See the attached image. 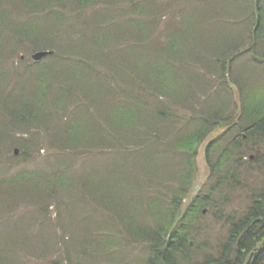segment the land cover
<instances>
[{"label": "trees", "instance_id": "obj_1", "mask_svg": "<svg viewBox=\"0 0 264 264\" xmlns=\"http://www.w3.org/2000/svg\"><path fill=\"white\" fill-rule=\"evenodd\" d=\"M112 2H117L113 8ZM181 3V0H0V60L6 43L12 48L26 43L32 50H52L47 57H57L59 65L54 72L48 66L31 62L33 67L21 70L17 76L20 81L26 76L33 77L32 93L13 88L8 92L5 84L0 85V147L7 143L18 146L20 157L25 160V138L13 134L39 130L52 137L49 145L53 150L68 155L58 156L57 164L67 163L70 155L89 157L103 154L105 149L126 156L150 147V154L148 151L147 155L141 154L149 162L144 166L147 170L153 165L150 161L155 154L162 161L177 158L175 172L164 193L156 191L159 187L145 168L138 178L124 172L120 178H113L111 189L89 174L76 188L70 166L50 172L17 171L7 183L0 181L7 203L23 199L36 212H45L48 203L55 207L58 214L52 230L63 236L58 247L63 254L52 258L50 264H126L134 242L147 247L144 260H136L137 264H264V71L251 86L238 75L231 80L223 79L228 73V62L239 57L243 60V54H247L256 69L264 67V0H242L232 6L233 12L222 11L221 18L215 21L221 34L217 39L221 50L208 57L206 64L210 69L206 66V70L218 68L217 81L229 82L237 97L210 99L197 111L195 106L206 97L209 87L205 83L209 81L203 82L199 76L198 81L205 89L196 98L194 92L175 90L176 80L170 73L180 63L178 58H171L172 53L188 38L179 36L185 22L180 21L182 25L166 32L169 38L166 44L160 40L156 51L159 48L158 52L165 56L163 64L156 59L151 61L153 56L147 58L149 46L145 45L156 41L153 40L160 10L166 13L167 9H173L177 13L175 9H180ZM12 6L24 10L14 19L31 20L18 25L8 20L7 10ZM174 11L171 18L180 17ZM113 12L117 13L113 16ZM127 12L130 13L127 23H117L115 16ZM136 16L141 19L135 20ZM39 23H44L41 30ZM123 50L129 52L131 65L109 59ZM100 67L104 75L98 73ZM92 77L97 82L102 80V84L106 82L105 96L113 109L104 116L105 121H92L88 116L80 121L69 120L57 130L53 124L58 118L55 115L60 112L66 115L68 109H78L75 107L85 106L86 110L89 107ZM50 92L53 98L49 101ZM163 97L175 108L162 105ZM178 103L186 105L177 108ZM210 104L214 107L208 108ZM185 108L189 109V115L184 113ZM162 127L166 129L164 134ZM220 130L217 138L207 144L208 158L210 153H216L209 159L210 184L182 210V200L196 175L198 146ZM27 142L37 143L31 139H26ZM13 164L17 166L18 161ZM25 183L43 185L40 200L20 194L18 188ZM232 197L243 199L239 204L244 206L226 212ZM11 204H6V209ZM205 204L219 209L213 216L220 227L213 243L207 244L205 240L198 244L197 249L204 252L197 259L191 248L203 231L199 221L204 216ZM96 216L106 223L100 225ZM15 221L9 211L0 212V264H27V259L36 264L35 246L33 249L26 244L30 242L29 229ZM34 222L31 220L29 225ZM6 228H10L8 236L4 235ZM116 230L123 234L122 242ZM40 242L48 247L43 240Z\"/></svg>", "mask_w": 264, "mask_h": 264}, {"label": "rangeland", "instance_id": "obj_2", "mask_svg": "<svg viewBox=\"0 0 264 264\" xmlns=\"http://www.w3.org/2000/svg\"><path fill=\"white\" fill-rule=\"evenodd\" d=\"M117 1V0H116ZM182 3L179 7H177L175 10H177V13L171 9L170 11L167 9L166 13H164V10H160L158 13L157 22H156V30H155V36L156 38L153 40L155 42H149L146 43V47L149 46V52L148 57L153 56L151 61L153 59H156L157 62L163 64L164 59L166 60L165 56L162 55L158 50L156 51L157 47L159 46V42L163 41L165 44L167 41H169L168 33H166L169 30L174 29L175 25H182L180 21H184L185 25L184 27H181V30L179 31L180 37H188L185 38V41L183 44H180V47L177 49L176 52L172 53L171 58H178L180 60L179 64H175V67L172 68V71H170L172 77L174 80H176L173 84L174 89L180 92L186 93V91H191L195 93V97L197 98L199 96L198 93L203 91L207 87L206 97L202 99V103L196 104L195 111L203 109L206 104L208 103V100L215 98V101H222L225 97L230 96L231 99H235L237 97V91L229 82H225V84H221L217 80L220 79L219 70L218 68L212 71L206 70V66H208V69H210V66L206 63H208V57L213 55L214 53L219 54L220 53V44H218V38L221 37V34L219 33V25L216 26L215 21L219 20L222 16L223 12H233L232 6L235 4H239L242 0H181ZM117 2H112L110 7H115V4ZM24 10H20L17 8H14L12 6V9H8V20L10 21H16V25L20 24V22L30 21L31 19H14V16L23 13ZM174 11V15H180V17L171 18L170 14ZM118 12V11H117ZM113 12V16L115 13ZM125 13V12H124ZM129 13V12H127ZM230 14V13H229ZM129 14H122L116 15L115 17L118 18L117 23L125 24L130 19ZM135 15V14H132ZM135 18V17H134ZM140 20L141 17L136 16L135 20ZM222 21V20H221ZM44 23H39V29L41 30L43 26H41ZM187 25V26H186ZM9 27V26H8ZM188 27V28H186ZM222 25H220L221 29ZM186 28V29H184ZM186 30V31H184ZM8 33H6V36ZM8 44V43H6ZM2 46V52H1V60H0V72H4L5 74L0 73V85L5 84L4 87L6 91L10 92L13 88L14 90L21 91L22 93H32L33 86L32 76H26L21 81L19 80L18 74H20L22 69H26L27 66H34L31 65V62H34L31 58V54L36 51L32 50L33 48L29 44H22V46H18L16 48L10 47V45ZM108 46V44H107ZM67 52V51H66ZM65 52V53H66ZM152 53V55H151ZM170 53V54H171ZM116 55L118 56H110L109 59L113 61H117L118 59L122 60L125 65H131V59L129 52H125L124 50ZM241 57H244L242 60L240 57L238 59L230 60L227 64V71L224 75V80L227 81V79L230 78L233 79L238 75L239 77H242L244 80H246V84L248 86L253 85L254 83H257V78H260L261 71H264V67H260L256 69L253 64L250 62V59L247 58V54H243ZM45 60H39L34 63H39L38 66H48L49 68H52L51 71H56L57 67L59 66L57 63V57L48 58L47 56L44 57ZM114 66V64H112ZM204 65V66H203ZM111 66V68H113ZM101 73L102 67L99 68ZM104 75V73H101ZM199 76L203 78L204 80L209 81V84L205 83V87L203 84L199 83L198 78ZM4 79V80H3ZM24 80V81H23ZM23 81V82H22ZM3 87V86H2ZM21 87V88H20ZM99 89V90H98ZM106 89V82L102 84V80L97 82L95 78H91L90 80V103L89 107L83 106V107H75L78 109L71 108L72 111L69 109L67 110V114H63L62 112L58 113V116L55 115V117H58L57 120L53 122L55 124V128L57 130L59 128H63L66 125V122L69 120H77L80 121L83 118H88V116L91 118L92 121L102 122L105 121L104 116H107V114L113 109V107L109 104L108 99L105 96V90ZM50 98L47 97V99L50 101L53 98V93H48ZM198 95V96H197ZM185 97H188V95L184 94ZM153 102H156L155 100H152ZM160 103L162 105L168 104L171 105L172 102L170 100H167L166 97L161 98ZM159 103V104H160ZM160 104V105H161ZM176 104L177 108H184L183 104ZM64 107V106H63ZM172 108H175L173 105H171ZM214 104L208 105V108H213ZM185 114L189 115V109L183 110ZM180 115H183V113L179 112ZM63 126V127H61ZM162 134L166 133L165 127H162ZM167 128V127H166ZM173 128V127H172ZM170 128H168L169 130ZM221 133L220 131H217V133L210 135V137L203 140V142L198 146L196 157H195V169H196V175L194 179L192 180V184L190 186L188 194L184 197L182 200V210L186 207V205L191 201V199L196 195L200 190L201 193L206 191L208 187V174H209V159L210 157L216 155H212L210 153L209 158L207 156V144L211 141L213 138H217ZM6 134V133H5ZM14 136L18 138H25V149L27 151L26 156H22L23 159L20 157V154H22L21 149L18 146L15 145H9L10 143L3 144L0 147V181L2 183H7L9 181V177L14 176L17 172H28L32 169H41L42 171L50 172L56 168L66 167L70 166V173L73 177V180L75 181L74 186L76 188H79V186L84 181V177L87 176L86 174L91 175V177H95L96 179H100L102 182H104L107 189L111 186V180L113 178H120L121 175H123V172L126 175H129L134 178H138L139 175L143 174V169L145 168L146 164H149L148 161H145V159H142L141 154H146V151H148V154L151 153V148L149 149H143L141 152L134 151L132 153L126 154H119L112 152L110 150H106L103 152V154L96 155L90 154L89 157H79L77 154L70 155L69 159H67V163H59L57 164L58 156H64L65 154H60L56 150H53L52 147L49 145V142L51 140V136L49 134H43L39 130H33L29 133H26L24 135L21 134H13ZM10 136V135H7ZM13 136V137H14ZM37 137V138H36ZM26 139H31L34 141H37V143L30 144L29 142L26 143ZM98 140V139H97ZM170 143V141H169ZM27 144V145H26ZM167 144V143H166ZM159 148V146H154ZM157 148L155 150H157ZM17 149V153L14 152V150ZM160 149V148H159ZM25 153V150H23ZM147 155V154H146ZM170 155V154H169ZM62 156V157H63ZM65 157H68V155H65ZM149 157V156H148ZM8 159V160H7ZM176 157H167L166 161L158 160L156 157V154L154 158H151V163L153 164L151 168L149 167L148 170L145 168V171H149L146 174H152L151 179L153 182H156V187H159L156 189V191H159L160 193H164L166 191V188L169 183V179L171 175L175 172L173 169V166L176 162ZM13 160V161H12ZM18 161V165L15 166L13 163ZM177 165V164H176ZM175 165V167H176ZM16 168H18L16 170ZM15 169V170H14ZM174 171V172H173ZM162 182L161 185L158 183ZM7 187V185H6ZM43 185L40 184H34V183H25V186L19 187L18 190L20 194H26L27 197H31L34 199V201L40 200V197L42 196V190ZM154 190V189H153ZM9 193V192H8ZM3 193L0 190V204H3V207H0V212L9 211L13 217L17 221L14 223L22 222L28 227V237L30 238V242L26 243L27 245H31L29 247L35 246V254L37 257V263L36 264H50L52 262V258L57 257L59 254V245L61 243V240H63V236L60 235V232L55 230H52V227H55L54 225V218L57 217L55 207L49 206L50 203H48L47 210L44 212H41L39 210L33 211L32 207L29 206L28 201L23 202V199L21 201H18L17 203L13 204L11 200L8 201V203H12L9 208L6 209L7 198L2 197ZM231 204L227 206L225 209L226 212L231 211L232 209L240 210L244 204H239V202L243 203V199L241 198H231ZM48 201V200H47ZM28 206V207H27ZM162 206V205H161ZM203 208V217L201 218L200 225L202 226L200 229L203 228V231L198 233V236L196 237L197 240L195 241V247L191 248V251L194 252V256L197 259H200L202 256V253L204 252V249H197L198 244L200 242H205L207 240V244H211L214 242V235L216 234L217 230L220 227V224H216L215 218H214V212L219 213V209L210 208L207 204L202 206ZM163 209L162 207L160 208ZM160 210V211H161ZM33 211V212H32ZM35 212V213H34ZM32 213V214H31ZM55 216V217H54ZM142 217H144L141 214ZM96 220L99 221L100 225H104L106 222L104 220H101L95 217ZM43 219L44 221H41ZM31 220H35V222L32 225H29ZM38 222V223H37ZM13 223V225H14ZM21 227V226H20ZM205 227L207 229L205 230ZM5 228V227H4ZM3 228V229H4ZM17 228V226H16ZM19 231L20 228H17ZM10 228H6L4 235H9ZM117 231V230H116ZM8 233V234H7ZM117 237H119V240L122 242V233L117 231ZM17 234V232H16ZM21 234V233H20ZM36 238H35V237ZM42 236V237H39ZM39 238V241L37 242V239ZM118 240V238H116ZM43 240V243L46 242V245L49 247L50 245H53L52 248H48L46 246H42L43 244L40 242ZM201 244V243H200ZM199 244V245H200ZM22 245V243H21ZM133 249L129 250L131 251V256L128 255L129 259L126 264H137L136 260L141 261L144 260V256L146 254V245L140 244V243H133L132 244ZM208 251L210 249L208 248ZM15 255V254H14ZM62 259H65L64 256H62ZM24 262V261H23ZM27 264H32L33 262H30L29 259L26 260ZM30 262V263H29ZM35 264V262H34Z\"/></svg>", "mask_w": 264, "mask_h": 264}, {"label": "water", "instance_id": "obj_3", "mask_svg": "<svg viewBox=\"0 0 264 264\" xmlns=\"http://www.w3.org/2000/svg\"><path fill=\"white\" fill-rule=\"evenodd\" d=\"M50 53H51V51H44V50L36 51V52H34V53L31 55V57H32L35 61H37V60L43 58L44 56H46V55H48V54H50ZM14 152L17 153V149H15ZM250 157H252V156H250Z\"/></svg>", "mask_w": 264, "mask_h": 264}]
</instances>
